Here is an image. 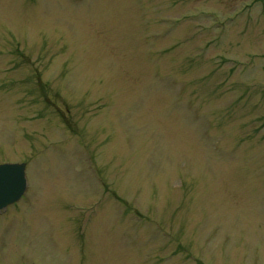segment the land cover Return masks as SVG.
Returning <instances> with one entry per match:
<instances>
[{
	"label": "rangeland",
	"instance_id": "1",
	"mask_svg": "<svg viewBox=\"0 0 264 264\" xmlns=\"http://www.w3.org/2000/svg\"><path fill=\"white\" fill-rule=\"evenodd\" d=\"M2 164L0 264H264V0H0Z\"/></svg>",
	"mask_w": 264,
	"mask_h": 264
},
{
	"label": "water",
	"instance_id": "2",
	"mask_svg": "<svg viewBox=\"0 0 264 264\" xmlns=\"http://www.w3.org/2000/svg\"><path fill=\"white\" fill-rule=\"evenodd\" d=\"M25 190V164L0 165V211L16 203Z\"/></svg>",
	"mask_w": 264,
	"mask_h": 264
},
{
	"label": "flooded vegetation",
	"instance_id": "3",
	"mask_svg": "<svg viewBox=\"0 0 264 264\" xmlns=\"http://www.w3.org/2000/svg\"><path fill=\"white\" fill-rule=\"evenodd\" d=\"M22 199H23V198H22ZM22 199H21V200H22ZM21 200H20V201H21ZM20 201H19V202H20ZM19 202H18V203H19ZM18 203H17V204H18ZM13 206H15V205H13ZM13 206H12V207H13ZM9 208H10V207H8V208H6L4 211L0 212V219H3V217H5V216L8 214V213H7V210H8ZM8 231H9V230L6 229V235H7Z\"/></svg>",
	"mask_w": 264,
	"mask_h": 264
}]
</instances>
